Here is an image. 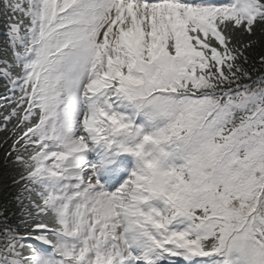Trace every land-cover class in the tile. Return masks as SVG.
<instances>
[{"label": "snow or ice", "instance_id": "1", "mask_svg": "<svg viewBox=\"0 0 264 264\" xmlns=\"http://www.w3.org/2000/svg\"><path fill=\"white\" fill-rule=\"evenodd\" d=\"M257 29L264 0H0V264H264ZM133 138L159 168L106 191L87 154Z\"/></svg>", "mask_w": 264, "mask_h": 264}, {"label": "trees", "instance_id": "2", "mask_svg": "<svg viewBox=\"0 0 264 264\" xmlns=\"http://www.w3.org/2000/svg\"><path fill=\"white\" fill-rule=\"evenodd\" d=\"M244 39L245 41H255L245 52L249 61V71H252L253 68L256 69L253 74V78H255L257 75L264 73V64L260 63V57L264 56V32L257 29L252 36L246 35ZM2 136L3 134H0V137ZM7 146L5 144L3 147H0V211L5 216H9L10 221H14L15 217L12 216V213L19 211L14 199L18 186L14 185L12 180L17 174L18 169L12 163L11 158H9L7 163L4 161V152L7 150Z\"/></svg>", "mask_w": 264, "mask_h": 264}, {"label": "clouds", "instance_id": "3", "mask_svg": "<svg viewBox=\"0 0 264 264\" xmlns=\"http://www.w3.org/2000/svg\"><path fill=\"white\" fill-rule=\"evenodd\" d=\"M135 143L141 145L140 156H133L135 160V167L145 171H156L159 168L160 160L159 156L163 153V149L159 147L157 143L144 142L142 139H135ZM127 146V145H125ZM153 163L156 165L154 169H147V165ZM103 167V164L102 166Z\"/></svg>", "mask_w": 264, "mask_h": 264}]
</instances>
